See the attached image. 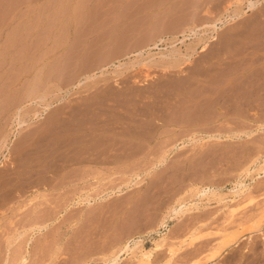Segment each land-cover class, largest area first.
Instances as JSON below:
<instances>
[{
	"label": "rangeland",
	"instance_id": "rangeland-1",
	"mask_svg": "<svg viewBox=\"0 0 264 264\" xmlns=\"http://www.w3.org/2000/svg\"><path fill=\"white\" fill-rule=\"evenodd\" d=\"M79 1L0 0V264H264V0Z\"/></svg>",
	"mask_w": 264,
	"mask_h": 264
},
{
	"label": "bare ground",
	"instance_id": "bare-ground-1",
	"mask_svg": "<svg viewBox=\"0 0 264 264\" xmlns=\"http://www.w3.org/2000/svg\"><path fill=\"white\" fill-rule=\"evenodd\" d=\"M87 1V0H86ZM109 1V0H108ZM78 2H81L78 0ZM77 2V4H78ZM107 2V1H106ZM111 2V1H110ZM80 4V3H79ZM100 4V3H99ZM120 4V3H119ZM92 5V4H91ZM110 5V4H109ZM252 5H255V3L253 2ZM82 6V5H81ZM80 6V7H81ZM93 6V5H92ZM98 6V5H97ZM101 6V5H100ZM99 7V6H98ZM110 7V6H109ZM62 8V7H61ZM78 8V6L76 7ZM88 8V7H87ZM59 10V9H58ZM76 10H79V9H76ZM109 11V10H108ZM100 12V11H99ZM107 12V11H106ZM90 13V11H89ZM75 14V13H74ZM78 14V13H76ZM113 14V13H112ZM81 15V14H80ZM103 15H104V12H103ZM102 15V16H103ZM106 15V13H105ZM115 15V14H113ZM65 16V15H64ZM55 17V16H54ZM62 17V16H61ZM80 17V16H79ZM107 17V16H106ZM111 17V16H110ZM67 18V17H66ZM74 18H77L78 17H74ZM83 20H85L83 18ZM88 20V19H87ZM113 20V19H112ZM106 21V20H105ZM81 22V21H80ZM13 41V40H12ZM11 41V42H12ZM4 44V43H3ZM16 45V44H15ZM13 45V46H15ZM12 47V46H11ZM2 61V60H1ZM0 61V62H1ZM4 61V60H3ZM21 120V119H20ZM20 126L23 127L24 125H27L28 123L25 122V121H20ZM51 154V153H50ZM50 156V155H49ZM257 162V161H256ZM259 168V167H258ZM263 170L264 168L261 167ZM251 172V171H250ZM246 173V172H245ZM237 185L236 186H240L238 188H233L234 190L230 191V192H234V195H235V198H231L229 200L231 201H235V202H239L241 201L243 198H245L246 196H249V191L251 189V186H248L247 184H245L242 179H239L236 183ZM235 186V187H236ZM212 186L210 185H206L205 187H201L199 190H198V193H197V196L200 195V196H205L207 193L211 192ZM215 191V188L214 190ZM252 201V198L250 200V202ZM188 203H184V202H180L179 204L177 205H174L168 212L167 216L163 219L162 221V225L164 226H167V223H168V220H174V219H177L179 218V216H181L184 212H185V207ZM189 205V204H188ZM240 205V204H239ZM238 206H230V211L233 213L235 211V209H237ZM245 230L247 229L245 227V225L242 226ZM244 229L241 230L242 232H244ZM251 231L253 232L254 229H253V225L251 226ZM241 232V233H242ZM219 235H222L219 239V242L214 246L213 250L210 252V254L206 257V260H213L215 257H217L228 245L232 244V243H235L236 240H237V237L239 236V234L241 233H235V232H225V231H218L217 232ZM197 234L196 232L193 230L191 231V233L189 234V237H188V240L187 239H184L183 241L184 242H187V243H192L194 242V240L197 238ZM166 237H163L161 238V240L157 241L155 243V246L151 247L150 249H146L144 250L140 255H138L136 257V260L138 261V264H152L151 262V259L153 257V254L155 252V250H158L159 248H161L165 243ZM134 240V241H133ZM132 241L134 242L135 245L132 246V244L130 243V241L128 243H126V245L124 246V248H121L120 252L117 251L111 258L110 260L106 261L105 264H118L120 262V260L122 259L121 258V255L124 253V250L125 251H128V250H134L135 248H138L141 246V244L139 243L141 241V239H137V238H134ZM169 251H170V254H173L176 250L173 248L172 245H169ZM21 255V254H20ZM23 255V254H22ZM20 256L18 258L21 259L20 262L18 263H15V264H25V262L28 260V258L26 256ZM17 258V259H18ZM198 261V260H197ZM13 264V263H12Z\"/></svg>",
	"mask_w": 264,
	"mask_h": 264
},
{
	"label": "crops",
	"instance_id": "crops-1",
	"mask_svg": "<svg viewBox=\"0 0 264 264\" xmlns=\"http://www.w3.org/2000/svg\"><path fill=\"white\" fill-rule=\"evenodd\" d=\"M254 203H256V202H254ZM250 205H251V204H250ZM240 212H241V211L236 212L235 215H237V214L240 213ZM240 222H242V223H243L244 225H246V226L252 224V222H247V221H240ZM240 222H239V223H240ZM239 223H238V224H239ZM238 224H237L236 226H234L233 228L238 227ZM248 231H250V230H248ZM248 231H247V232H248ZM249 233H251V232H249Z\"/></svg>",
	"mask_w": 264,
	"mask_h": 264
}]
</instances>
